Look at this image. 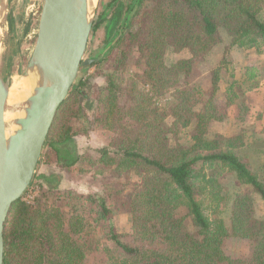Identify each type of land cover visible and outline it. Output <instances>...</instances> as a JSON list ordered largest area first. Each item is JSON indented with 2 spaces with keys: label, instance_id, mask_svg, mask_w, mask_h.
<instances>
[{
  "label": "trees",
  "instance_id": "16d2710c",
  "mask_svg": "<svg viewBox=\"0 0 264 264\" xmlns=\"http://www.w3.org/2000/svg\"><path fill=\"white\" fill-rule=\"evenodd\" d=\"M263 1L129 0L125 4V0H111L109 5L114 10L107 19V38L114 36L107 41L106 49L111 51L122 44L125 30L130 28V14L139 17L136 30L127 33L129 44L137 51V60L142 65L143 72L139 75L142 88L132 76L124 78L118 74L119 63L126 60L127 52L122 53L116 69L106 74L107 85L98 96L95 114L88 117L86 111L94 108L95 100H90L89 78H79L70 97L60 106L45 146L58 166L70 168L81 158L71 121L81 125L93 118L99 126L116 133L110 145L96 150L97 162L112 171L122 190L133 186L130 178H140L126 197L131 216L128 237L132 242H123L122 235L111 226L112 211L103 196L88 197L93 204L99 200L91 218L85 216L84 206L80 205L81 195L72 193V201L67 198L61 209L54 202L47 205L50 199L58 200L53 190L58 189L62 179V175L51 172L37 176L41 180L39 190H47L41 191L33 203L21 198L12 205L4 229L3 264H91L99 249L94 239V224L102 222L108 224L107 239L114 247L106 249L108 264H264V219H255L248 212L249 196H238L235 200L230 227L221 219L211 220L206 216L203 202L197 198L206 193L211 199L222 200L217 179L211 177L213 170L218 169L234 174L240 185L251 186L264 202V182L258 171L237 153L245 145V131L229 137L220 134L207 137L211 126L222 121L224 115L212 95L207 97L202 111H193L190 103H198L201 92L180 82L196 57L204 56L221 43L220 29L230 37L225 55L235 47L253 48L258 52L263 48L264 53V20L258 18ZM103 20L101 15L93 28ZM168 49L174 53L187 51L190 58L167 66L164 56ZM224 61L222 58L213 70L214 90ZM102 62V58L92 61L82 69ZM246 75L250 80L254 78L248 69ZM124 79L125 87L117 88ZM144 85L148 86L147 91ZM231 88L228 89L230 102L235 96ZM167 89H173L177 99L172 111L174 121L169 126L158 114V106L151 104L154 94L161 96ZM122 90L127 100L134 101L125 113L137 124L134 134L119 123L125 119L122 112L126 104L117 102ZM149 92L153 95L149 96ZM149 115L154 117L149 120ZM179 125L193 129L191 146L167 143L164 134L171 131V126L177 130ZM49 158L48 154L46 160ZM198 164L201 168L197 170ZM205 167L210 174L204 172ZM261 170L264 172V166ZM200 181L202 186L198 185ZM64 207L69 211L65 212ZM228 237L251 241L250 255L237 259L227 256L223 243Z\"/></svg>",
  "mask_w": 264,
  "mask_h": 264
},
{
  "label": "rangeland",
  "instance_id": "374dc122",
  "mask_svg": "<svg viewBox=\"0 0 264 264\" xmlns=\"http://www.w3.org/2000/svg\"><path fill=\"white\" fill-rule=\"evenodd\" d=\"M1 2L4 10L0 22V74L4 76L9 74L12 78H16L21 75L18 74L19 69L21 73L24 72L33 50L42 0H1ZM110 2L111 0H98L93 13H91L92 30L84 54L85 59L98 62L102 58L103 62L99 66L93 65L86 69L81 68L78 76V79L89 78L90 88H88V92L90 100H95L94 108L89 110V112L86 111V116L88 117H92L95 114L97 102L99 103L98 96H100V92L107 85L106 74L116 69L119 64L120 69L118 74L121 77L127 78L128 76H132L138 81L139 88H142L140 82L143 83L142 78L139 77L143 72L142 65L137 60V51L129 44L130 36L128 34L136 30L139 17H131L133 13L130 14V24H128L130 28L125 30V39L122 44L111 51L106 49L107 41L111 40L112 36H114L113 34L109 39L107 38V19L112 16L114 10V6L111 7L109 5ZM125 2L127 4L129 0H125ZM101 15L105 21L103 20L94 29L93 27L100 20ZM258 18L264 20V1ZM219 32L221 43L212 48L204 56L196 57L193 60L189 73L185 76L182 75L180 82L185 84L187 88H193L201 92L200 97L198 95V103H190V108L193 111H202L207 102V97L212 95L213 101L219 107L220 113L224 115L222 121L215 122L211 126L207 137L213 138L219 134L229 137L240 133L241 130L245 131V145L240 147L237 153L250 164L254 171H258L259 178L264 182V172L261 170L264 166L263 48L258 52L253 48L240 49L235 47L230 48L227 51V55H225V48L230 45V37L223 29H220ZM124 52H127L126 60L124 63L118 64L117 62ZM188 58H190V55L187 51L174 53L168 49L164 56V62L168 66L178 60ZM222 58H225V61L219 77H217L218 80L216 81L214 90L212 86L213 70L220 64ZM245 69H248L254 75L253 80L250 81L247 80V77L245 78ZM121 83L123 85L119 84L117 88L123 89L125 87V79ZM230 86H232L233 96L235 95L234 97L232 96V102H230L231 97H229L228 91ZM124 90L127 93V90ZM147 90L148 86L144 85V91ZM126 93L123 91L121 95H118V104H126L122 112L125 115L123 117L125 119L120 120L119 123L122 124L123 129L126 131L130 129L132 134H134L138 130L137 124L125 114L132 107L134 101L127 100ZM152 95L149 92V96ZM151 101L152 105L158 106V114L164 118L165 124L169 126L174 121L172 111L177 105L173 89L163 91L161 96L154 94ZM153 117V115H149L148 119L151 120ZM72 124L78 140L77 147L79 154L81 155L79 162L70 168H62L56 163L55 157L50 155V149L45 146L34 180L23 196V200L31 204L41 191L47 190L46 188L39 190L38 184H40L41 180L37 179V176L51 172L58 173L62 175V179L58 184V189L53 190L58 200L50 199L46 203L47 205H51L54 202L61 209L63 204L68 202L67 198L72 201V193L74 196L81 195L79 197L80 205L84 206L85 216L91 218L92 211L96 209V204L99 200H97L98 202L96 201V204H93L88 197L94 196L93 198H96L103 196L106 199V205L112 211L111 220L109 221L111 226L115 232L122 235L120 239L123 242H132L131 238L128 237L131 233V216L128 211L126 197L139 184L140 178L133 176L129 179L131 184L133 183V186L122 190L120 185H118V181H115L116 176L112 171L106 170L102 164L100 165L97 162L99 155L96 150L110 145V142L115 139L116 133L112 129L109 130V128L99 126L93 118L87 119L81 125H77L75 121L73 123L71 121V126ZM115 127L116 124L113 128ZM190 128H184L179 125L176 130V128L171 126V131H166L164 134L167 138V143L170 146L176 143L184 147L191 146L193 144V129ZM48 154L50 158L46 160ZM200 168L201 165L198 164L196 169ZM204 172L206 174L211 173L207 167L204 168ZM221 172V170L215 169L211 177L217 179L219 184L217 191L222 200L216 201L214 198L211 199L209 194L205 195L206 193L200 194L197 197L203 202L205 215L211 220L221 219L226 226L230 227L235 200L239 198L238 196L247 195L251 198V203L248 204L249 207L247 206L248 212L255 219H264V202L258 195L254 194L253 188L251 186L240 185L234 174ZM198 185L202 186L203 182H198ZM26 199H29V202ZM64 211H69V208L64 207ZM180 212L183 213V210H180ZM107 225L105 222L97 225L94 224L96 228L94 239L99 249L94 253V262L91 264H108V252L106 249L113 250L114 247L107 239ZM189 228L193 231L191 226ZM251 246V241L246 238L228 237L223 243V250L232 259L247 258L250 255ZM109 252L110 254L115 253Z\"/></svg>",
  "mask_w": 264,
  "mask_h": 264
},
{
  "label": "water",
  "instance_id": "95a60500",
  "mask_svg": "<svg viewBox=\"0 0 264 264\" xmlns=\"http://www.w3.org/2000/svg\"><path fill=\"white\" fill-rule=\"evenodd\" d=\"M92 23L87 0H42L33 50L24 72L18 70L34 85L23 102L24 116L8 136L3 113L12 77L0 74V264L12 205L31 186L60 106L81 68L92 62L84 58Z\"/></svg>",
  "mask_w": 264,
  "mask_h": 264
},
{
  "label": "bare ground",
  "instance_id": "6f19581e",
  "mask_svg": "<svg viewBox=\"0 0 264 264\" xmlns=\"http://www.w3.org/2000/svg\"><path fill=\"white\" fill-rule=\"evenodd\" d=\"M98 0H87L88 12L91 14ZM3 4L0 0V22L3 17ZM34 83L31 79L13 77L7 91L6 103L4 105L3 118L6 123V136L13 133L16 129L15 121L24 116L23 102L28 96Z\"/></svg>",
  "mask_w": 264,
  "mask_h": 264
},
{
  "label": "crops",
  "instance_id": "0c3cea01",
  "mask_svg": "<svg viewBox=\"0 0 264 264\" xmlns=\"http://www.w3.org/2000/svg\"><path fill=\"white\" fill-rule=\"evenodd\" d=\"M247 76H246V69H245V78H246ZM247 80H250V79H248V77H247ZM253 80V79H252ZM251 81V80H250ZM255 131H257V130H255Z\"/></svg>",
  "mask_w": 264,
  "mask_h": 264
},
{
  "label": "built area",
  "instance_id": "2783aa9c",
  "mask_svg": "<svg viewBox=\"0 0 264 264\" xmlns=\"http://www.w3.org/2000/svg\"><path fill=\"white\" fill-rule=\"evenodd\" d=\"M27 202H29V199H26Z\"/></svg>",
  "mask_w": 264,
  "mask_h": 264
}]
</instances>
